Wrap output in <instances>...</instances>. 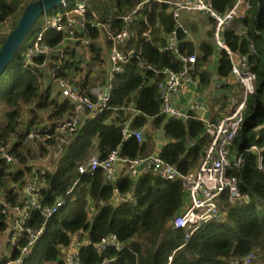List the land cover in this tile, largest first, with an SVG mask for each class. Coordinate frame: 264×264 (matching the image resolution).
Returning a JSON list of instances; mask_svg holds the SVG:
<instances>
[{"label":"trees","instance_id":"obj_1","mask_svg":"<svg viewBox=\"0 0 264 264\" xmlns=\"http://www.w3.org/2000/svg\"><path fill=\"white\" fill-rule=\"evenodd\" d=\"M13 1L15 5L19 4L18 0ZM25 1L11 30L16 27L24 8L35 0ZM143 1L89 0L88 8L96 14L95 17L90 15L89 20H98L111 29H121L125 26L119 18L121 14ZM237 1L210 0L221 13L233 8ZM243 1L248 8L235 19L233 27L225 30L224 35L234 51L249 54L250 68L257 75L256 92L248 97L244 124L231 146L232 156H242L245 162L242 167L234 166L229 170V174L238 177L240 190L247 199L235 202L231 200L229 191L223 192L218 201L224 217L197 229L187 243V230L171 225L185 202L180 180L143 175L135 181L125 177L119 187L124 192L134 189L137 203L100 206L101 201L110 199L113 185L107 181L101 168L84 174L77 169L78 164L92 153L103 159L115 148L129 158L148 155L154 149L157 129H161L164 141L160 155L176 164L182 172L196 167L209 147L211 137L205 131L204 122L194 116L182 120L160 113L159 84L166 76L161 71L182 66L172 53L162 52L159 48L177 26L169 6L157 0L145 4L137 20L131 24L139 35L128 40L124 47L141 49L142 54L129 61L125 71L113 78L109 108L95 116H85L76 131L62 142L57 155L56 138L24 142L33 126L48 120H61L72 109L68 100H59L53 76L43 74L40 67L25 64V51L43 28V16L38 18L12 61L0 74V144L12 137L21 139L14 148L20 158L17 165L0 158V193L6 194L12 203L18 202L22 186L30 175L36 169L45 168L47 174L41 197L45 202L53 203L57 197L63 196L66 204L49 219L45 233L23 264H64L63 257L71 236L80 229L92 242L81 248L84 264H97L106 257L114 258L111 264H244L243 260L251 253L254 254L251 264H264V0ZM66 3V7L60 6L61 11L72 9L75 0H67ZM12 10L7 0H0V20L7 19ZM203 22L205 35L199 43L193 70L201 86L207 89L212 73L206 66L216 51L215 21L211 18ZM191 23L194 30L198 28L197 22ZM238 27L243 29V35L237 34ZM149 28L148 38L142 33ZM9 32L0 34V47ZM103 33V29L90 24L83 32L93 41L91 62L85 66L87 80L92 79V71L102 60ZM179 33L185 39L181 49L194 53L193 42L183 31ZM45 39L52 46H57L63 39V33L48 30ZM252 46L255 51L251 50ZM84 59L82 43L77 41L67 46L62 59L54 54L50 67L57 77H68L78 84L75 79L82 74ZM44 60L43 55L36 57L38 65H42ZM230 73V58L226 51L221 50L218 74L227 79ZM127 120H131L133 128L151 125V130H146V138L141 142L135 137L124 139L122 129ZM259 126L262 128L257 130ZM253 143L263 149L251 151ZM47 155L52 156L50 164L55 166L53 171L32 163L36 157ZM92 204L98 209L88 221V207ZM42 219L38 211H33L31 224L39 226ZM7 228V219L0 214V230ZM110 233L118 234L126 247L122 251L108 248L100 255L93 244ZM0 264H4V260Z\"/></svg>","mask_w":264,"mask_h":264},{"label":"built area","instance_id":"obj_2","mask_svg":"<svg viewBox=\"0 0 264 264\" xmlns=\"http://www.w3.org/2000/svg\"><path fill=\"white\" fill-rule=\"evenodd\" d=\"M149 1L144 0L121 14L119 18L125 22V26L121 29H111L107 24L98 20H89L90 15L96 16L95 12L88 8L89 0H75L73 8L70 10L43 15V28L25 51V64L29 67H40L43 74L53 76L59 100H68L72 109L61 120H48L33 126L24 137L25 143L56 138L58 142L55 154L57 155L62 149V142L67 141L69 136L76 131L85 116H95L109 108L113 78L116 74L125 71L129 61L142 54L141 49L137 50L134 47L124 49V47L128 40L139 35V31L132 29L131 24L137 20V15ZM157 1L167 4L177 21V26L169 34L167 42L159 45V48L162 52L172 53L182 64L180 68L170 67L161 71L166 76L159 84L160 113L173 119L187 120L194 116L201 120L205 124V131L211 137V143L199 164L186 172H182L176 164L165 160L160 152L129 158L123 156L119 148L111 150L103 159L98 155H92L84 162L79 163L77 169L80 174H84L101 168L107 181L113 185L114 190L110 199L101 201L100 206L107 203L112 205L137 203L134 189L124 192L119 187L120 181L125 177L135 181L143 175L161 177L166 180H180L185 202L181 211L173 218L171 225L174 228L187 230V243L197 229L208 222L218 221L224 217L218 201L223 192L229 191L231 200L235 202L247 199L240 190L238 177L229 174V170L234 166L240 168L245 162L242 156H232L231 146L244 124L248 97L256 92L257 75L250 68L249 54L234 51L224 35L225 30L233 27L235 19L242 16L248 8L243 0H238L233 8L223 13L217 11L210 0ZM66 5L65 1L62 6L66 7ZM183 12L200 13L214 19V41L220 51H226L231 61L229 81L241 86L240 99L232 101L229 111L215 120L209 117L210 108L204 100L193 101L184 109L175 104L176 98H180L188 90L190 84L195 86L200 84V80L194 76L193 70V66L197 62V54L185 53L181 49L180 30L185 35L189 34V29L181 21ZM6 21V19L0 20V34L7 33L6 30L4 31ZM146 22L148 21L146 20ZM88 24L104 30L101 36L103 42L102 60L92 71L90 80L86 78L85 66L91 62L90 47L93 41L90 37L83 35ZM48 30L63 33V39L57 46H52L46 41L45 32ZM150 31L151 28L143 31L142 35L149 38ZM236 31L238 35L244 33L241 27H238ZM77 41L82 43V53H84L85 59L81 63L82 74L75 79L78 82L75 84L68 77H57L55 70L50 67V60L54 54L60 55L62 59L67 46ZM251 50L255 51L253 46ZM40 55L45 57L42 65H38L36 62V57ZM221 85L222 83L219 81L217 86ZM261 128L259 126L256 129L260 130ZM122 134L124 139L135 137L141 142L144 139V128H133L131 120H127L124 123ZM18 142H21V139L12 137L0 144V158L7 163L17 165L20 158L14 148ZM262 149L263 147L257 143L250 146V150L254 152H259ZM261 161L262 157L260 156V164ZM46 174L45 168L34 170L25 185L22 186L19 201L16 203H12L6 194L0 193V214L5 216L8 222V228L0 230V263L4 260V264H23L32 253L37 241L45 233L49 219L66 204V198L63 196L57 197L53 203L45 202L41 197ZM97 209L95 204L88 207V221L92 219ZM33 211H38L43 218L39 226L31 224ZM91 243L83 229L73 233L65 250L64 264H84L81 248ZM93 245L100 255L104 254L108 248L122 251L126 247L125 242L116 233L106 235ZM253 258L254 254L251 253L243 260V263L251 264ZM113 260L114 258L106 257L97 264H111Z\"/></svg>","mask_w":264,"mask_h":264},{"label":"crops","instance_id":"obj_3","mask_svg":"<svg viewBox=\"0 0 264 264\" xmlns=\"http://www.w3.org/2000/svg\"><path fill=\"white\" fill-rule=\"evenodd\" d=\"M193 15L195 16L192 17ZM196 17L201 18V20L197 22L198 27L201 21H202V25H205L203 21H206L207 19H211L210 17L206 15H202L200 13L183 12L181 15L182 23L189 29V34H187L186 36L190 38V40L193 42L196 50L194 53L197 54L199 43L202 40L203 36L205 35V29H204L205 27L204 28L199 27L200 36H197L198 37L197 40L191 23V22H196L194 21ZM183 42H185L184 38H182L181 45H183ZM214 44L216 47V51L213 54L209 64L206 66V69H208L212 73L210 87L205 89L201 86V84H199L198 86H195L194 84H190L188 90L180 98H176V103H175L177 107L184 109L185 107L188 106V104L192 103L193 101L204 100L209 105L210 108L209 117L212 120H215L218 117L224 115L226 112H228L229 109L231 108L232 101L238 100L236 97L238 96L240 97L242 95L241 86L238 83L229 81L231 75H229L227 79H224L222 76L218 74L220 50L217 48L215 41ZM219 81L222 83L220 87L217 86V83ZM225 84L226 86H224ZM147 129H149L148 125L144 128L145 138H146ZM160 133H161V129H157L155 136V145L151 153L160 152L161 150V146L164 143V141L162 140Z\"/></svg>","mask_w":264,"mask_h":264},{"label":"water","instance_id":"obj_4","mask_svg":"<svg viewBox=\"0 0 264 264\" xmlns=\"http://www.w3.org/2000/svg\"><path fill=\"white\" fill-rule=\"evenodd\" d=\"M65 1L67 0H35L24 8L16 27L9 32L0 47V74L12 61L38 18L62 6Z\"/></svg>","mask_w":264,"mask_h":264},{"label":"rangeland","instance_id":"obj_5","mask_svg":"<svg viewBox=\"0 0 264 264\" xmlns=\"http://www.w3.org/2000/svg\"><path fill=\"white\" fill-rule=\"evenodd\" d=\"M19 1V4L18 5H15L14 1L13 0H7V2H9L11 4V7L13 8V10L10 12V14L8 15L7 17V21H6V27L4 29V31L6 30L7 33L11 30V28L14 26L15 22L17 21L18 19V16H19V12L21 10V8L23 7V5H25L26 1L25 0H18ZM56 12H61V9L60 7H58V9L53 12V13H50V15L52 14H55ZM195 15H193L192 17H194ZM201 18L200 17H196L194 19V21L198 22L200 21ZM199 27H202L204 28V25H202V21L200 22L199 24ZM199 27L198 28H195L194 30V33L196 35V39L198 40V37L197 36H200V31H199ZM5 33V32H4ZM237 99H240V97H236ZM149 127V130H151V125H148ZM32 148L34 149V146H32ZM92 155H98L96 153H92ZM51 158L52 156L51 155H47V156H43V157H36L34 159V161H32V163L35 165V166H44V167H47L49 168L50 171H53V169L55 168L54 164H50V161H51Z\"/></svg>","mask_w":264,"mask_h":264}]
</instances>
